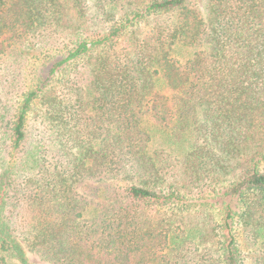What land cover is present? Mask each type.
Segmentation results:
<instances>
[{
  "label": "trees",
  "instance_id": "obj_1",
  "mask_svg": "<svg viewBox=\"0 0 264 264\" xmlns=\"http://www.w3.org/2000/svg\"><path fill=\"white\" fill-rule=\"evenodd\" d=\"M264 264V0H0V264Z\"/></svg>",
  "mask_w": 264,
  "mask_h": 264
},
{
  "label": "rangeland",
  "instance_id": "obj_2",
  "mask_svg": "<svg viewBox=\"0 0 264 264\" xmlns=\"http://www.w3.org/2000/svg\"><path fill=\"white\" fill-rule=\"evenodd\" d=\"M28 258L30 262L33 264H48L46 262H43L38 255L31 253V252L28 254Z\"/></svg>",
  "mask_w": 264,
  "mask_h": 264
}]
</instances>
